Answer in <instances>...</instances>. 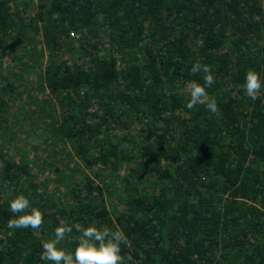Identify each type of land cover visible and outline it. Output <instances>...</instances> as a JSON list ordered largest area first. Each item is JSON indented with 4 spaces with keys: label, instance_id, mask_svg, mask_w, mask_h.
Wrapping results in <instances>:
<instances>
[{
    "label": "trees",
    "instance_id": "trees-1",
    "mask_svg": "<svg viewBox=\"0 0 264 264\" xmlns=\"http://www.w3.org/2000/svg\"><path fill=\"white\" fill-rule=\"evenodd\" d=\"M0 264H264V0H0Z\"/></svg>",
    "mask_w": 264,
    "mask_h": 264
},
{
    "label": "rangeland",
    "instance_id": "rangeland-1",
    "mask_svg": "<svg viewBox=\"0 0 264 264\" xmlns=\"http://www.w3.org/2000/svg\"><path fill=\"white\" fill-rule=\"evenodd\" d=\"M13 124L14 123L11 124L12 128H10L12 132H10L9 130L6 131L7 134H5L3 142L4 143L8 142L6 145L10 147V151L15 153L17 156L19 155V153H16V152H18L20 149H23V148L29 151H33L32 145L39 141V137H38L39 132L32 131L30 130L29 127H27L26 132L28 133V136H25L24 132L21 130V128H23L22 126H20L21 122H18V125L16 126H13ZM13 127L15 128V130H13ZM13 132H15V134ZM44 159L45 161L54 160L55 162V159L53 158L52 160V157H49V156H47ZM67 168H68L67 166L64 167V169H67Z\"/></svg>",
    "mask_w": 264,
    "mask_h": 264
}]
</instances>
